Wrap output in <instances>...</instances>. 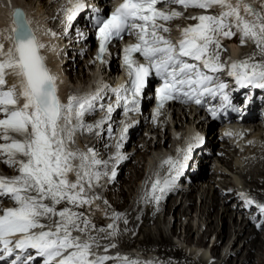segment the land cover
<instances>
[{
    "label": "snow or ice",
    "instance_id": "obj_1",
    "mask_svg": "<svg viewBox=\"0 0 264 264\" xmlns=\"http://www.w3.org/2000/svg\"><path fill=\"white\" fill-rule=\"evenodd\" d=\"M163 3L205 10L219 7L221 11L215 15L190 17L197 23L181 29L180 39L173 42L161 33H170L166 22L183 13L158 7ZM85 8L84 0H75L72 8L67 9L69 25ZM249 16L253 19L246 18ZM95 24L101 58L113 39H122L125 35L136 37V43L123 49L128 81L116 88L109 85L93 93L74 94L66 102L61 100L57 78L42 55L45 45L38 40L31 20L23 11H16L10 29L13 47L3 53L4 46L0 44V113L4 116L0 119V139L11 141L0 144V155L7 156L5 163L9 166H18L19 173L12 177L0 176V195L8 196L16 205L0 210L3 212L0 251L4 256H14L11 264H33L37 257L42 258L43 264H104L113 259L98 255L92 249L101 246L99 234L105 233V239L118 234L115 221L121 219L122 214L113 213V223L97 228L92 223L91 212L86 215L74 210L90 207L93 201L100 199L94 189L101 176L107 175L100 168H106L108 161L99 159L92 148L76 147L75 141L78 133L102 128L121 106L125 115L138 111L149 76L162 81L156 89L157 113L169 100L199 105L206 96L219 97L221 108L230 106L228 86L218 82L217 75L225 67L237 85L264 89V60L256 61L254 56H249L225 65L220 59L222 39L231 38L237 32L241 44L252 40L264 56V6L257 11L243 0H235V3L232 0H123L106 17L97 18ZM137 53L145 63L134 58ZM7 70L17 77L18 86L14 84L5 90ZM105 89H110L115 96L114 104L99 103L105 117L94 124L86 123L85 116L104 99L101 93ZM210 112L213 117L217 115L215 107ZM122 125L115 145L117 153L111 158L117 161L122 158L119 149L130 127L125 122ZM108 132H112L110 123ZM199 139L197 135L193 141ZM192 147L190 142L180 150L185 161ZM164 165L168 166V174H154L151 190L142 197L146 203H159L186 166L172 157L162 161L161 167ZM112 176H115L114 169ZM62 203L66 206L58 208ZM246 203L253 201L249 199ZM258 207L264 212V205ZM74 232L80 235H73ZM17 234L20 238L13 242L10 238ZM115 246L108 245L104 250L107 252L108 247ZM29 250L35 252V256L29 255ZM131 264H140V261Z\"/></svg>",
    "mask_w": 264,
    "mask_h": 264
},
{
    "label": "bare ground",
    "instance_id": "obj_2",
    "mask_svg": "<svg viewBox=\"0 0 264 264\" xmlns=\"http://www.w3.org/2000/svg\"><path fill=\"white\" fill-rule=\"evenodd\" d=\"M74 2L75 0H0V44L4 46L3 53L13 47L14 42L10 38V29L13 26L12 14L15 8L20 7L31 20L38 40L45 45L41 50L42 55L46 58L47 67L57 78L59 96L65 102L69 96L93 93L104 86L112 87L114 82L110 73H106L104 67L96 64L93 50L87 51L82 59L75 54L73 56L74 63L71 60L72 55L69 54H66L69 59L65 63L62 64L59 60L61 58L58 55L59 47L56 46L53 32L60 34L56 36L60 41L63 36L61 35L62 30L68 24L67 9L72 8ZM232 2L235 3V0ZM243 2L251 5L257 11H260L264 6V0H243ZM84 3L86 5L85 12H89L95 7L104 8V4L100 0H86ZM164 5L161 9H175L184 14L185 9L182 6ZM219 12V10L213 9L210 15ZM241 15H244L242 9ZM190 17L194 16L186 14V23L177 20L180 24L177 21H171L168 24L174 25V27H187V23H196V20L190 19ZM246 18L253 19L251 16ZM50 27H54L55 30L50 31ZM61 41H65V39L62 38ZM227 43H230L232 49L223 45L220 53L225 57L231 56L229 62L249 56H254L256 61L264 60V56L260 54L252 40L246 41L251 47L250 51L241 52L240 33L232 40H228ZM74 45L77 50L83 48L81 41ZM72 50L75 51L74 47ZM0 58H2V53H0ZM118 63L119 59L114 57L110 59L112 69H116ZM6 81L5 90L14 84L18 86L17 77L11 74V70L6 72ZM79 84L82 86L81 88H79ZM241 88V86L233 88L230 91V96L239 97L243 93L240 91ZM109 94H111V90L105 89L101 93L104 97L103 100L106 101L105 98ZM256 100L255 94L250 97L248 104L254 106ZM23 102L21 98L19 103L22 105ZM103 104L107 105L109 101L103 102ZM97 108H99V104H97ZM121 110L122 107L117 108L112 113L111 120L105 123L102 128L92 132L78 133L75 141V146L79 147L77 142L83 144L85 136L94 137L91 142L84 143L83 146L85 150L92 148L95 152H99L98 158L108 161V165L106 168H100V171L107 172V175L101 176L94 189V193L100 199L93 201L90 207L85 206L74 210L84 212L86 215L91 212V219L97 220L92 223L97 228H106L103 226L106 219L110 220L109 224L113 223V213L122 214V218L115 221L118 234L108 239L104 238L105 233L99 234L101 246L96 250L101 249L104 251V255L113 257L110 261L115 263L140 261V264H144V262L150 261L151 264H264V231L262 230L264 229V216H262L264 213L260 212L261 216H249L244 204L245 199L256 201L257 204L252 203L249 206L252 207L253 212L257 213H259L257 207L264 205V129L255 125L253 132L245 138L233 141V139L227 140L223 137L220 129L212 127L209 128L212 136L208 134L209 139H207L202 136V131L205 133L209 131L203 128L204 119L200 116L192 117L191 111L186 112L184 108L180 110L172 107L167 111L168 114L165 111H159L157 114L145 112L141 115L128 113L124 120L131 127L126 135L127 139L122 141V146L123 143L126 144V140L134 141L133 148H128L125 151L120 148L119 152L122 158L117 161L111 159L117 153L116 147L114 149L107 148V144H109L108 124L110 123L113 127L118 122L117 114ZM100 112L102 115L98 119L97 116L89 118L92 112L88 113L84 118L85 122L94 124L101 120L105 117V111L101 110L98 113ZM167 115L172 117L171 124L168 123ZM3 118V114L0 113V119ZM160 121H165V128L163 124L159 125ZM143 123L147 126L145 132L136 134ZM192 125H195L197 129L200 127V131H194ZM172 126L175 129L170 132L169 128ZM12 135L16 139H21L15 134ZM134 135L137 137L134 138ZM197 135L200 139L198 142H194L193 138ZM10 142L0 139V144ZM190 142L193 143V147L187 153L186 166L180 170L185 173V176L191 178L189 189L180 191L179 188L170 186L159 203L154 201L146 203L142 197L151 190V183L155 179L154 174L157 172L161 176L168 174V166L161 167L162 161L172 157L178 158L184 163V153L180 150L185 149ZM219 144L223 145L218 148ZM172 147L173 150L170 151ZM210 147L213 148V154L208 152ZM101 154H104L103 157H100ZM126 154L135 156L125 169L123 160L126 158ZM212 155L215 156V159L212 162V167H208L206 161ZM6 159V155H0V167L2 168L0 176L12 177L6 174V170L9 168L13 169L14 176L18 175V166L6 165ZM117 163L122 166L123 176L120 179H115L112 176V170L117 169L115 167ZM191 171L195 173L190 175ZM70 179H74V176H70ZM105 179H111V181L105 188V196H102L101 191L105 185L101 183ZM231 187L232 190L229 192L228 189ZM219 197L223 199L226 206L222 207L218 204ZM65 206L62 203L58 208ZM161 212L164 213L162 218L159 216ZM237 212L242 215L239 222L235 217ZM171 216L173 217L172 221ZM125 220L127 223L124 222ZM42 222L48 223V221ZM203 224L205 227L201 229ZM261 230L262 232H260ZM193 232L198 233L199 236L193 238ZM138 234L141 235L140 238H138ZM214 234L216 235L215 240L213 242L211 240L212 243L208 247L209 238L211 239ZM93 235H97V233L94 232ZM112 244L116 246L108 247L105 252V247ZM113 249L116 250L115 252L123 249L122 253L129 251L125 256L127 260L124 257L115 258L112 253ZM241 249H243L242 252ZM40 261L41 259L37 257L33 263L40 264Z\"/></svg>",
    "mask_w": 264,
    "mask_h": 264
},
{
    "label": "rangeland",
    "instance_id": "obj_3",
    "mask_svg": "<svg viewBox=\"0 0 264 264\" xmlns=\"http://www.w3.org/2000/svg\"><path fill=\"white\" fill-rule=\"evenodd\" d=\"M163 6H165V5H162V6H160V8H162ZM209 14H210V11H207ZM207 12H205V13H207ZM207 13V14H208ZM186 11H184V14L181 16V18L180 17H177V18H175V19H173L172 21H174V22H176L177 20H179V21H183V22H187V20H186ZM185 20V21H184ZM179 21H177V23L178 24H180V22ZM170 25V24H169ZM171 26H174V25H171ZM239 33V32H238ZM241 44V43H240ZM221 46H222V44H221ZM250 49H251V47H250V45H248L246 42L244 43V44H241V47H240V50H242L241 52H243V51H250ZM223 51H224V49H223ZM248 54V53H247ZM91 72V71H90ZM79 86V88H81L82 86L79 84L78 85ZM100 103V102H99ZM98 103V104H99ZM101 111L100 110V107L98 108V109H95L94 111H92V113L89 115V118L90 117H94V116H97V119L98 118H100V116L102 115L101 114V112L100 113H98L99 111ZM166 114H168V112H166ZM117 116H118V122L116 123V124H114L113 125V127H112V132H111V134L108 132V136H109V144H107L108 145V147L107 148H111V149H114V147H115V145H116V141H117V138L119 137V135H120V131H121V128H122V122H125L126 123V120H124V119H126L127 118V116H125L124 117V119H123V117H121V113H119V114H117ZM192 117H194V116H192ZM111 118H112V116H111ZM172 117L171 116H168L167 115V120L169 121L168 123H170L171 124V122H172ZM161 122V123H160ZM159 122V125H161V124H163V127L165 128L166 127V123H165V121L164 122H162V121H160ZM164 124H165V126H164ZM169 124V126H171ZM130 125V124H129ZM130 127H131V125H130ZM130 127H129V130H130ZM146 128H147V126H146V124H141V126H140V128H138V131L136 132V134H139V133H144L145 132V130H146ZM192 128H193V130L194 131H196V130H198V131H200V127L197 129V128H195V125H192ZM172 129H175L173 126L172 127H170L169 128V130H170V132H173V130ZM128 130V131H129ZM209 130V129H208ZM175 132V131H174ZM211 132V130H209V131H207L206 133H205V131H202V136L203 137H207V139H209V136H208V134H210V136H212L211 134L212 133H210ZM135 136V135H134ZM137 137V135L134 137V138H136ZM205 137V138H206ZM179 138V137H178ZM94 139V137H84L83 138V144L84 143H89V142H91L92 140ZM127 139V138H126ZM177 140V137L175 138V141ZM127 142H126V144H124L123 143V146L121 147V149L122 150H126V149H128V148H131L132 146H133V143H134V141L132 142V141H129L128 142V140H126ZM174 143V142H173ZM179 143V142H178ZM77 144H78V146H79V148L80 149H82V150H85V148H84V146H83V144L82 143H80V142H77ZM223 144H220L219 146H218V148L220 147V146H222ZM133 148V147H132ZM171 150H173V147L170 149V151ZM208 152H211V154H213V148L212 147H210V149H209V151ZM97 153V155H99V152H96ZM218 153V152H217ZM136 154V153H135ZM176 154V153H175ZM103 155L104 154H101L100 155V157L102 156L103 157ZM134 154H131V156L129 155V156H127V154H126V158H124V160H123V168L125 167V169H126V167H128L129 166V164H131V162H132V158H134ZM212 157H214V158H212ZM210 159H212V160H210ZM214 159H215V156L214 155H212L211 157H209V160L208 161H206V163L208 164L207 166L209 167H212V162L214 161ZM211 161V162H210ZM119 164L120 163H117L116 165H115V167H117V169H115V179L117 178V179H120V178H122V176H123V174H122V166H119ZM159 164V163H158ZM6 165H8V164H6ZM0 166H1V164H0ZM119 166V167H118ZM2 168L0 167V170H1ZM6 174L8 175V176H14V171H13V169L12 168H9V170H6ZM111 181V179H105L101 184H103L104 183V188L102 189V191H101V194H102V196H105V188H106V186L109 184V182ZM182 182H185V180H182ZM231 190H232V187L231 188H229L228 189V191L229 192H231ZM253 203H255V204H257V202L256 201H253ZM218 204L220 205V206H222V207H224V206H226V205H224V201H223V199H220V197H219V199H218ZM252 207L250 206L249 208H247L246 209V213L247 214H249V216H261L260 215V212L259 213H257L256 211H252L253 209H251ZM257 208H259V207H257ZM163 215H164V213L163 212H161L160 214H159V216L162 218L163 217ZM262 216H264V214L262 215ZM236 220L239 222L240 221V219H241V217H242V215H240V213L239 212H237V214H236ZM170 219H171V221L173 220V217L171 216L170 217ZM92 221H97L96 219H92ZM106 221V222H105ZM110 223V220L109 219H106V220H104V225L103 226H106L107 227V225ZM103 224V223H102ZM255 226L257 227V225L255 224ZM205 227V224H203L202 225V227H201V229H203ZM260 230V229H259ZM263 231H264V229H262ZM262 230L260 231V232H262ZM94 233V232H93ZM73 234H75V235H80L79 233H76V232H74ZM199 236V234L198 233H194L193 232V238H196V237H198ZM141 237V235L140 234H138V238H140ZM215 237H216V235L214 234L213 236H212V238L210 239L209 238V243H208V247H210V244L215 240ZM234 239V238H233ZM211 240H212V242H211ZM232 242V241H231ZM242 243H243V241H242ZM241 243V244H242ZM120 251L119 252H115L116 250L115 249H113V251H112V253H114V257L115 258H119V257H125V256H127L128 255V252L127 253H122V251H123V249H119ZM98 251H102L101 249H98ZM243 251V249H241V252ZM103 253H104V251H102ZM120 254V255H119ZM264 257V256H263Z\"/></svg>",
    "mask_w": 264,
    "mask_h": 264
},
{
    "label": "water",
    "instance_id": "obj_4",
    "mask_svg": "<svg viewBox=\"0 0 264 264\" xmlns=\"http://www.w3.org/2000/svg\"><path fill=\"white\" fill-rule=\"evenodd\" d=\"M17 10H21V11L24 12V10H23L22 8H20V7L15 8L14 11H13V14H12V22H14V19H15V13H16ZM13 42H14V41H13Z\"/></svg>",
    "mask_w": 264,
    "mask_h": 264
}]
</instances>
